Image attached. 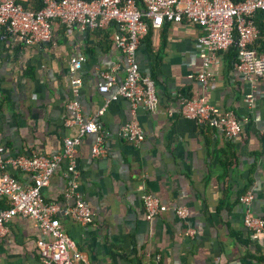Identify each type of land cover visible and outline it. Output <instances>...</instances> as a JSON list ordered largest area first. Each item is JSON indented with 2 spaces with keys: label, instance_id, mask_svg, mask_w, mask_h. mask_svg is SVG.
<instances>
[{
  "label": "crops",
  "instance_id": "crops-1",
  "mask_svg": "<svg viewBox=\"0 0 264 264\" xmlns=\"http://www.w3.org/2000/svg\"><path fill=\"white\" fill-rule=\"evenodd\" d=\"M27 2L28 0H19ZM114 28L80 32L53 24L48 43L25 45L0 29V145L3 156H53L63 140L78 135L67 104L76 100L84 120L95 119L105 101L124 79V60L113 45ZM202 33L185 24H165L149 31L136 52L143 74L154 80L158 109H137L135 119L144 140L135 145L121 137L132 119L124 99L110 102L103 115L106 154L91 155L97 134L82 139L76 152L79 185L76 196L93 213L82 226L65 210L66 164L41 189L45 202L59 206L55 218L89 264H264V232L252 239L243 225L246 206L239 200L252 194L249 211L264 219V73L256 78L255 102H244L249 86L234 70L231 51L217 55L210 71L215 86L202 88L189 79L200 70L197 42ZM83 58L78 95L69 85V63ZM104 71H113L116 85L98 91ZM201 98L221 111H232L241 134L228 140L208 126L182 118L178 96ZM23 187L28 174L8 167ZM1 175V172H0ZM149 194L167 207L181 206V220L167 211L148 218L141 196ZM8 207L0 200V210ZM194 230V236L186 233ZM33 221L15 217L0 232V264H42L39 243L47 240ZM158 260H155V257Z\"/></svg>",
  "mask_w": 264,
  "mask_h": 264
},
{
  "label": "built area",
  "instance_id": "built-area-1",
  "mask_svg": "<svg viewBox=\"0 0 264 264\" xmlns=\"http://www.w3.org/2000/svg\"><path fill=\"white\" fill-rule=\"evenodd\" d=\"M42 8L31 11L23 8L16 0H0V29L6 36L16 37L22 44L48 43L52 38L53 24L58 23L66 30L76 28L80 32L99 31L114 28L112 42L124 60V79L115 92L105 101L104 107L95 119L84 120L76 100L67 104L74 114L78 135L63 140L62 151L53 156L32 154L29 156H3L0 145V200H7L8 207L0 210V232L15 217L27 218L37 224L40 232L48 239L39 243L42 264H89L82 253L76 250L72 239L65 233L55 216L59 211L56 203L45 202L41 189L48 186L61 163L66 164L67 184L64 190L66 200L74 198L73 206L65 210L75 222L82 226L92 223L93 213L89 206L76 196L80 174L77 170L76 152L82 139L89 134H97L91 147L93 157L106 154L103 147L102 124L98 117L103 115L110 102L126 100L130 105L132 119L121 128V137L139 145L144 140V132L135 119L137 109L152 113L158 109L159 100L155 83L149 74L140 71L136 52L151 29L158 30L163 25L185 24L199 29L202 33L197 42L201 68L188 76L202 88L215 86L210 71L217 55L233 50L236 60L234 70L249 86L250 93L244 102L252 108L256 78L264 73V53H258L254 45L259 39L255 25V15L264 12V0H243L233 4L230 0H41ZM83 58L70 61L68 72L71 92L78 95L80 79L74 76L80 70ZM98 84V91L108 94L116 85L113 71H104ZM179 116L195 122L198 126H208L220 131L228 140L237 138L242 132V124L232 111H221L205 104L201 98L178 96ZM8 167L28 174L30 184L23 187L7 171ZM252 194L246 192L239 202L246 206L243 225L252 239H259L264 232V219L253 216L249 211ZM142 207L148 218H155L171 211L184 220L189 213L185 207H167L149 194L141 196ZM194 236V230L186 233ZM158 260V257H155Z\"/></svg>",
  "mask_w": 264,
  "mask_h": 264
},
{
  "label": "trees",
  "instance_id": "trees-1",
  "mask_svg": "<svg viewBox=\"0 0 264 264\" xmlns=\"http://www.w3.org/2000/svg\"><path fill=\"white\" fill-rule=\"evenodd\" d=\"M18 4L22 5L23 8L31 10V11H38L42 8V1L41 0H28L27 2H22L19 0H16ZM86 2L92 1V0H83ZM233 4H239L243 0H230ZM255 25L259 31V39L254 45L255 50L258 53H264V12L258 13L255 15ZM231 52V57L235 56L236 60V55L233 50H230ZM234 60V61H235ZM5 149H3L2 152H4Z\"/></svg>",
  "mask_w": 264,
  "mask_h": 264
}]
</instances>
